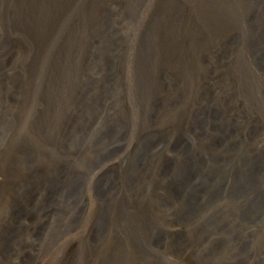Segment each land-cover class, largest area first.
I'll return each instance as SVG.
<instances>
[{"label": "bare ground", "instance_id": "bare-ground-1", "mask_svg": "<svg viewBox=\"0 0 264 264\" xmlns=\"http://www.w3.org/2000/svg\"><path fill=\"white\" fill-rule=\"evenodd\" d=\"M16 1L5 8L40 44L64 29L51 36L58 72H17L3 98L13 117L26 97L35 113L31 138L0 151V204L11 228L60 221L39 227H55L42 249L24 234L21 263L7 251L18 234H0V264H264V0ZM127 45L139 72H119ZM70 48L85 72H62ZM119 95L137 109L145 95L148 128L110 105ZM87 209L86 227L72 224Z\"/></svg>", "mask_w": 264, "mask_h": 264}, {"label": "rangeland", "instance_id": "rangeland-1", "mask_svg": "<svg viewBox=\"0 0 264 264\" xmlns=\"http://www.w3.org/2000/svg\"><path fill=\"white\" fill-rule=\"evenodd\" d=\"M5 1L8 0H0V80H3V76L7 78L8 81V87L0 88V151L5 152L6 154L10 153V149L13 148L14 145L20 144V141H22L26 138H31V133L28 132L29 128L31 127V124L33 122L32 113L33 110L30 108V103L28 97H26V100L23 101L22 107L20 104L16 103V107L14 109H20V113L17 117H13L12 114L6 113L4 106H8L5 103H3V98L5 95L12 94L11 91H9V88L15 89L13 85L16 86V84H12L14 81V78L17 76V72H58L55 69H52L50 66V56H51V50L54 47H51V36L53 33H55V36L52 38L53 40H62L63 35V29L64 26L62 23L54 26L52 30H50V34L48 36V39L45 41L44 44H40L37 42L35 35L30 32L21 22L20 16L17 14V11H5ZM15 2H18L16 0H13ZM143 16H136V19L130 23L126 30L130 32L131 34H134L139 26V23L141 21ZM80 55L76 51H72L70 48L67 57L64 61L65 66L64 70L62 72H85L83 62L81 61ZM112 64L108 67L109 72H116L115 69V61L116 59H112ZM95 61L98 64H101L100 62L95 59ZM141 64V56L140 54L132 48L130 45H127L124 55L121 60V67L119 72H139ZM162 70L156 68L154 66L152 72H161ZM6 72L11 73L7 76L4 75ZM171 72H175L171 68ZM16 74V75H13ZM10 75V76H9ZM13 75V76H12ZM7 84V83H6ZM7 90V91H6ZM127 90V89H124ZM41 94V91L38 89L36 96H39ZM145 95H142V99L140 100V107L137 109V107L134 106V102H131V99L127 96H123L120 98V95L117 99L114 101L111 100L110 105H117L114 109H119L122 113V116L124 115H137V121L140 123L139 129L144 130L148 128L149 123L146 121L147 112L144 111L145 108H147V100H145ZM34 101V99H32ZM60 105V104H59ZM85 105V103H84ZM11 108V107H10ZM158 108V107H157ZM62 112L61 106L59 108ZM104 109V104L102 106V110ZM106 111H108L110 108H105ZM35 113V111H34ZM33 113V115H34ZM163 113L162 110H158L155 115L156 121H161L163 123V120L159 118V115ZM13 118V120L11 119ZM14 118L17 120L14 121ZM125 120H131L130 118L124 117ZM158 119V120H157ZM95 124V123H94ZM96 126H98L96 124ZM154 126V125H153ZM98 128V127H97ZM153 129V128H152ZM151 131V129H149ZM152 135V133H151ZM26 137V138H25ZM37 142V141H35ZM83 144V143H81ZM64 147V146H61ZM69 146H65L64 148H67ZM94 148V147H93ZM123 152L125 153L123 156V164H125L127 167H129V158L132 156V153L129 151L133 150L134 147L132 146L129 148V146L126 145L123 147ZM95 149V148H94ZM97 149V148H96ZM98 152L100 150L98 149ZM49 154H54L53 150L48 148ZM134 154V153H133ZM100 155H103L102 151L100 152ZM117 162V158L114 159ZM85 162H87L85 160ZM154 164V161L152 162ZM54 182V181H53ZM89 186V185H88ZM88 186H86V191H88ZM85 191V192H86ZM86 195H89L87 192ZM1 199V194H0ZM87 201V199H86ZM5 203L0 204V234H6L5 231L9 233H15L18 234L16 237L13 238V243L8 245L7 251L10 253L13 252L11 255H15L13 257L14 260L18 261L19 263L24 261L23 252H18L21 250L22 246H24L25 240L23 238L24 234H31L30 232L33 230V234H37L38 240H42L41 244L36 243L37 247L39 249L43 248V243L47 242V239H50L51 234L53 233L55 227L49 228L46 227V229H41L39 231V227L49 225L48 221H52L55 225L59 224L57 221H60V219H57L54 217V212L51 211L46 215L44 222H36L35 225H31L30 228L27 226L21 227V223L18 224L17 227L11 228L10 227V220L13 219V215L11 213V210H8L7 208L5 210ZM71 208L73 209V205H71ZM90 210L87 209L84 218L77 219V221L74 224L75 226H80L82 228H85V221L88 219ZM13 221V220H12ZM10 230H7L8 227ZM58 228V227H57ZM30 232H28V230ZM35 232V233H34ZM85 232H88V229H85ZM71 234L72 231H71ZM43 235V236H42ZM15 236V235H14ZM81 236L85 238L84 240L78 241L75 237L71 239L69 236L68 242H66L65 250L66 255L71 256L70 259H74L75 257H79L76 252H79L80 250H83L85 248H82V246L86 247V243L89 241L88 236L81 233ZM67 241V240H66ZM74 256V257H73ZM4 262V261H3ZM11 262L9 259L5 261V264H9ZM42 263V262H41ZM40 264V263H36Z\"/></svg>", "mask_w": 264, "mask_h": 264}, {"label": "water", "instance_id": "water-1", "mask_svg": "<svg viewBox=\"0 0 264 264\" xmlns=\"http://www.w3.org/2000/svg\"><path fill=\"white\" fill-rule=\"evenodd\" d=\"M8 11H12L10 6H6V8H5V11H4V12H8Z\"/></svg>", "mask_w": 264, "mask_h": 264}]
</instances>
